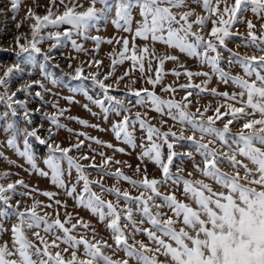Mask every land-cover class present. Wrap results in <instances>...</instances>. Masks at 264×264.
Here are the masks:
<instances>
[{
    "label": "snow or ice",
    "instance_id": "6c2138e0",
    "mask_svg": "<svg viewBox=\"0 0 264 264\" xmlns=\"http://www.w3.org/2000/svg\"><path fill=\"white\" fill-rule=\"evenodd\" d=\"M194 3L200 4L205 15H196L194 20L189 18L194 15L193 11H184L179 13L173 12L174 8L186 6V0H90L89 6L82 11L83 4H77L76 0H59V4L64 6L62 13L54 12L53 7L56 6L57 0H50L45 15H37L31 7L28 8L25 19L34 21L31 27V40L24 37L25 42L20 43L21 37H16V47L19 49L15 53L18 58L17 63L8 67L3 75L0 76V87L4 89L0 93V103H3L10 110L13 117L17 115V107L24 109V119L27 123H31L30 113L25 108L22 101L14 99L17 92H28L32 87V83L39 84L41 88L44 86L39 81L22 85L16 91L9 92L8 86L14 72L21 71L22 63H34L36 57L43 55L44 60H50L48 55L53 48L57 47L62 39L69 40L75 51H82V45L73 39L75 34L81 38H89L87 33L90 28L97 26V21L107 19L112 10L115 11V18L112 24L117 29H123L125 32L131 31L133 22V10L138 9L139 20H136L135 31L132 35V46L129 48V39L121 38L116 43L122 42V47L117 53L113 50L110 53L112 70L109 71L103 79L99 77V66L102 64L100 60H90L89 66L95 65L96 72L83 75V65H78L74 69V75H70L74 80L91 79L94 85H97L103 93L102 98H93L86 91L83 94L94 105L98 106L103 113V119L108 120L110 111L115 112L117 116L121 112L129 113L130 109L125 107L124 101L117 99L109 94L112 85L106 84L112 75L117 64H122L125 60H130L132 70H138L143 77L145 74V60H147V72L152 73V64L155 61V78L148 75L146 83L152 85L153 88L162 81L163 65L166 61H176L178 57L171 54H158L155 47L149 48L148 43L138 47L135 43L139 38L152 45L160 43L168 48L178 49L181 53L188 57H195L201 63L207 64L218 79L228 84L236 86L239 91H233L231 94L227 91L217 92L215 88L210 90L211 94L216 97H223L225 103L218 104L214 109L213 115L205 114L210 110V106H206L203 111L197 108L196 111H188L191 101L190 97L193 93L187 91L181 102L175 99H162L156 95L154 91L147 88L133 90L129 86L130 94L136 97L135 104L141 107H149L161 115H167L174 122L182 125L181 132L169 129L166 132L160 131L159 128L148 123L145 119L146 113H135V121L139 123L142 131L146 135L140 143L141 152L138 159L147 158L153 162L160 170L163 180L148 178L147 175L137 181L130 179L119 169L115 171H104L101 173V179L89 180L85 174V167L107 166L112 157H105L101 152L99 155L103 157L102 164L95 163L87 166L80 164L76 158L69 155L75 148L79 149L84 141L78 140L77 143L68 147H62L59 143L51 142V137L55 135L52 129H49V137L42 139L37 135V130L29 131L27 128L23 130V150L17 147V138L21 135V130L16 127L14 122L7 123L3 131L8 135L6 144L9 149L15 150L16 154L25 159L35 173L42 177H50V181L58 188H64L66 195L72 197L78 207L89 210L94 216H98L101 223H105V227L111 233L115 248L107 241L96 239L95 229L92 230V239H86L84 235L79 237L72 233L78 226L85 229L89 228V224L83 219H77L76 223L69 224L71 214H66L64 221L59 218L49 222L48 214L39 215V201H34L29 207L20 208V201H16V205L11 204L12 196L17 186L27 188L28 185L22 179H17L7 185L0 183V233L8 232L9 229L4 227L3 220L10 215L16 218L10 228L11 247L9 242L5 241L0 244V264H129L134 261L135 264H264V24L260 25L261 32L257 35L253 29L256 25L252 20H247V40H244L245 47H255L260 53L259 55H244L232 53L226 48V38L232 35L231 29L239 22L248 11L257 18L264 19V0H193ZM22 0H10L11 9L15 12ZM103 5L97 8L96 4ZM71 4V6H69ZM211 22V29L207 33V39L203 34L204 28ZM61 25L70 27L61 31H47L48 28L58 29ZM194 25L196 30H193ZM20 27L19 24L16 25ZM96 41V48H99L101 39L97 36L90 37ZM44 40L53 41L47 52H42L38 46ZM112 44L113 40L104 41ZM224 48L230 52L229 64H237L242 69L241 74H230L220 68L221 52L219 49ZM41 72L43 73L44 65L41 64ZM59 67V65H56ZM71 68V64H69ZM179 67L183 68V65ZM172 75L179 77L181 74L186 76L189 83L180 84L179 88L206 90L210 74L208 72H192L187 69L181 73L172 70ZM46 78L56 86L58 80L52 78L51 73H45ZM129 72L125 71L123 76L117 78V83ZM204 76L206 79L202 84L191 83L193 76ZM254 76V78H253ZM135 83V81H133ZM166 92H175L176 89L167 85L161 89ZM73 91H83V89H73ZM143 94V95H142ZM198 94V93H197ZM37 97H41L40 92H36ZM246 97V98H245ZM69 103L74 102L72 97H66ZM107 105L106 106V103ZM239 104L240 106H235ZM88 109V105H84ZM225 108L226 111H221ZM249 109L251 111H249ZM90 110V109H89ZM39 111V109H37ZM66 110H60V115ZM259 118H251L256 115ZM9 112L3 114V118L7 120ZM96 115V113H93ZM51 124L56 128H65L71 132L65 125L60 124L57 115L47 117ZM222 128L214 127L217 121L224 120ZM83 126H89L87 121L78 117H72ZM241 123L239 131L231 134L230 125L234 122ZM130 117L123 115L122 119L113 121L110 131L115 138L128 146L137 147L133 131L129 130ZM191 127L193 135L187 136L196 149V152L203 160V166L193 164L196 173H199L204 179L192 180L184 178L180 175L183 168L177 169V174L173 176L170 166L173 164L174 157L177 155L173 151V143L168 138L171 136L173 140L184 139L183 126ZM99 129V125H90ZM259 126V127H257ZM104 131V129H100ZM199 132V139L196 133ZM77 136H85V139L93 140L97 144L103 143L95 137H88L86 133H77ZM29 137H35L40 144H45L49 150V154L43 163L49 171L41 170L37 167L36 160L29 148ZM207 142L205 143V138ZM157 141H162L159 143ZM219 142L220 148L214 145ZM167 145L168 154L166 160L162 155V146ZM113 148L111 143L105 145ZM227 151H223V148ZM115 151L124 152L123 148H115ZM59 153V155H57ZM3 154L0 153V156ZM189 159L192 158L191 153L185 154ZM243 157L248 163L238 159ZM7 159V157H4ZM79 159L87 160L88 156H82ZM91 159H95L92 157ZM67 161L68 175L74 168L77 173V182L68 186L63 179L65 169L63 162ZM120 163V161H115ZM227 163L232 169L231 173L224 172L221 165ZM249 164L252 167H249ZM243 169V175H241ZM136 171H140L137 165ZM146 171V170H145ZM8 172H0V180L7 178ZM192 172L188 173L191 177ZM104 176H111L117 179H123L132 184L133 187L141 189L139 195L131 196L128 191H121L117 186L104 188L102 179ZM211 181L219 186L220 190L215 191L210 183ZM171 181L173 186L177 188L182 185V195L186 198L181 200L177 198L175 191L163 194L159 191L162 183ZM82 182L80 191H77V185ZM92 185H97L101 194H97L92 190ZM36 191V189H33ZM112 194L117 197V203L106 201L102 198V194ZM50 200L55 197V193L45 191L42 193ZM21 195H28L22 193ZM120 198H123L124 206L119 205ZM160 199V203H156V199ZM134 202L137 206V212L142 217L137 223L134 219V213L129 206V202ZM57 205H62L60 200H55ZM51 207V204L46 205ZM168 212H165L164 209ZM11 210L9 212L8 210ZM123 213V215H122ZM123 221V227L121 226ZM147 222L150 227H143ZM177 225L179 227L177 228ZM37 229L33 232L35 240H29L27 230ZM131 229V231H127ZM42 230L45 235L40 234ZM54 230H58L63 235H55ZM142 233L147 237L148 243L143 240H135V235ZM48 234L53 235L51 241L45 237ZM131 237L132 242H129ZM66 245L62 251L51 249L60 248V244ZM80 246L83 247V258L78 253ZM105 249L116 251L122 250L125 254L123 259H113L112 256L106 254ZM68 258L62 253H69ZM163 257V260L160 258Z\"/></svg>",
    "mask_w": 264,
    "mask_h": 264
},
{
    "label": "rangeland",
    "instance_id": "374dc122",
    "mask_svg": "<svg viewBox=\"0 0 264 264\" xmlns=\"http://www.w3.org/2000/svg\"><path fill=\"white\" fill-rule=\"evenodd\" d=\"M67 3L68 0H65ZM90 0H76L77 4H83V8H78V11L84 10L89 6ZM112 0H109L111 3ZM50 5V0H22L18 9L14 12L11 9L10 0H0V76L3 75V72L13 64L17 63L18 58L15 56V53L19 51L16 47V37L20 36V43L23 44L25 42L24 37H27L31 40V27L30 25L34 23V21L30 19H25L27 10L29 7L33 9L35 14L37 15H45L47 12V7ZM71 6V4H69ZM96 7L102 8L103 5L100 3L96 4ZM193 11L194 15L189 19L194 20L196 15H205V12L200 4L194 3L193 0H186V6L181 8H174L173 12L177 13V18H179V13L184 11ZM54 12L62 13L64 11V6L59 4V0H57L56 6L53 7ZM133 22L131 25V31L125 32L123 29H117L113 24L112 20L115 18V11L112 10L111 14L108 15L107 19H102L97 21V26L94 28H90L87 36L89 38H81L73 35V39L77 40V43L82 45V51H75L71 46V42L66 39H62L61 43L52 49L48 55L51 57L50 60L45 61L43 55H39L36 57L34 63H22L20 65L21 71L14 72L12 78L10 80L8 90L9 92L16 91L17 88L22 85L32 83L34 81H39L44 87L41 88L39 84L32 83V87L28 90V92H17L16 97L14 99L24 102L25 108L30 113L31 123H27L24 119V109L17 107V115L13 117L10 113V110L3 103H0V153L3 155L0 156V172H8L9 175L7 178L0 180V183L7 185L10 182H14L17 179H22L25 184L28 185L27 188L22 186H17L15 193L12 196L11 204L13 206L16 205V201H20V208L23 209L26 206H31L34 201H39L40 206L37 211L39 215L48 214L47 219L49 222L56 219L57 213H59V218L61 221H64L66 218V214H71V220L67 227H70L71 224L76 223L77 219H83V221L89 224V228L85 229L83 227L78 226L77 229L72 233L73 235L80 236L84 235L86 239L91 240L92 230L95 229L96 239L107 241L109 244L113 245V249L115 248L114 241L111 238V233L105 227V223H101L98 219V216H94L89 210L78 207L76 201L66 195L64 188H58L53 185L50 181V177H42L35 173V171L31 168V166L26 163L25 159L18 156L13 149H9L6 144V140L10 133H5L3 131L4 126L9 122H14L16 127L21 130L20 137L17 138V147L23 150V130L27 128L29 131L32 129L37 130V135L42 139H47L49 137V129L55 133L54 136L51 137V142L59 143L62 147H68L71 144L77 143L78 140H83L84 143L79 149H73L69 155L76 158L77 161L82 165H89L95 163L96 165H101L103 157L99 155V153L103 152L105 157H112V161L103 168L96 167H85V174L88 176L89 180H99L101 179V173L104 171H115V169L119 168L124 175H127L132 180H141L145 174L148 178L163 180V176L161 174V170L147 158L141 160L138 159L139 154L141 152L140 143L142 138L146 135L145 131H142L139 127V123L135 121V113L140 112L142 114L146 113L145 119L151 125L159 128L160 131L166 132L169 129L177 132L179 135L181 132L182 125L174 122L167 115H161L155 111L150 110L149 107H141L135 104L136 97L130 94L128 87L131 89H142L147 88L150 91H154L156 95L160 96L162 99H175L177 102H181L183 97H185L187 91H191L193 94L188 97L189 101H191L190 107L188 111L195 112L197 108H200L201 111L206 106H210V110L205 114V121L207 116L213 115L214 109L218 104L225 103L223 97L213 96L210 92L212 88H215L217 92H229L230 94L233 91H239L236 86L232 85L231 82L228 84L222 83L216 73L204 63H201L199 59L195 57H188L186 54L181 53L178 49L168 48L166 45L156 43L152 45L151 42L143 41L139 38L136 39L135 43L138 47L144 46L145 43H148L149 48L151 49L153 46L156 49L158 54H171L178 57L176 61H166L163 65V76L161 83L157 84L155 88L152 85L146 83V78L148 75H152L155 78V67L156 62L154 61L152 64L153 71L152 73L147 72V60H145V74L142 77L141 73L138 70V66L136 70H132V64L130 60H125L122 64H117L113 71V75L105 81L106 84L112 85V88L109 89V94L116 97L117 99H121L124 101L125 107L130 109L129 113L121 112L120 116H117L115 112L110 111L108 114V120L105 121L103 119V113L100 108L94 104H92L87 97L83 94L84 91L88 93V95L95 98H102L103 93L99 89L97 85H94L91 79L88 80H74L70 78V75H74V69L78 65H83V75H88L91 72H96L97 67L95 65L89 66L90 60H100L102 64L99 66V77L103 79V77L112 70L110 53L115 50L117 53L120 51L122 47V42L120 44L116 43L117 40L121 38L129 39V48L132 46V35L135 31L136 20H139L140 17L138 15V9L133 10ZM252 20V22L256 25V28L253 31L259 35L261 32L260 25L264 24V19H257L251 11H248L242 17V22L237 23L232 29V35L226 38V48L230 49L232 53H239L241 56L244 55H259L260 53L255 49V47H245L243 41L247 40V25L246 21ZM19 24L20 27L17 28L16 25ZM211 22L208 23L207 27L204 28L203 34L205 39H207V33L211 29ZM68 25H61L58 29L48 28L47 31H61L63 32L65 28H68ZM193 30H196V26L194 25ZM97 36L101 39V43L99 48H96V41L92 40L90 37ZM108 39H112L113 43L108 44L104 41ZM53 41L44 40L38 46L42 49V52H47L50 45ZM221 52V60L219 63L220 68L224 71L229 72L230 74H243L242 69L237 64H229V56L230 52L225 50L224 48L219 49ZM41 64L44 65V72H41ZM71 64V68L69 67ZM59 65V67H56ZM183 65L184 67H179ZM180 71L183 73L185 69L192 72H208L210 74V79L204 76H193L191 83L193 84H202L206 79H208V83L206 86V90L200 91L199 89H180V84L189 83V80L186 76L181 74L179 77L172 75V70ZM125 71L129 72L128 76H125L122 80H119L117 83V78L123 76ZM45 73H51L52 78L58 80V85L54 86L51 83V80L46 78ZM254 78V76H253ZM135 81V83H133ZM167 85L173 86L176 91L175 92H166L161 89ZM73 89H83V91H73ZM4 89L0 87V93H2ZM36 92L41 93V97H37L35 95ZM198 93V94H197ZM143 95V94H142ZM66 97H72L74 102L69 103ZM246 98V97H245ZM106 106L107 105V102ZM84 105H88V109H85ZM235 106L239 107V104ZM39 109V111H37ZM90 109V110H89ZM60 110H66L63 112V115H60ZM8 111L9 115L7 120L3 118V114ZM221 111H226L225 108H221ZM249 111H251L249 109ZM96 113V115H93ZM129 115L130 124L129 130L133 131V135L135 138V142L137 147L132 148L127 144L123 143L122 140L118 141L114 134L109 130L113 121H117L122 119L123 115ZM52 115H57L58 121L60 124L66 126L67 129H71L72 131H66L65 128H56L51 124L50 120L47 118ZM72 117H78L87 121L89 126H83L77 122V120L72 119ZM251 118H259L257 114ZM226 122V118L221 121H217L214 127L222 128L223 123ZM240 123L234 122L230 125L231 135L237 133L241 126ZM90 125H99L100 128H93ZM259 127V126H257ZM100 129H104L101 131ZM77 133H86L88 137H95L102 141L103 143L97 144L93 140L85 139V136H77ZM193 135L191 127L188 125L183 126V136L184 139L173 140L170 136L168 138L170 143H173V151L177 153L174 157L173 164L170 166V171L175 176L177 174L178 168H183V172L180 173L184 178H190L192 180L196 179H204L199 173L195 172L193 164H200L203 166V160L201 156L196 152L195 146L186 139L187 136ZM197 139H199V132L196 133ZM29 148L32 154L35 157L37 167L41 170L49 171L45 164L43 163L44 159L49 154V150L45 144H40L35 137H29ZM207 137L204 142H207ZM162 143V141H157ZM107 143H111L114 147L108 148L105 145ZM215 147L220 148L221 145L217 142ZM115 148H123L124 152L115 151ZM223 151H227V148H223ZM191 153L192 158L189 159L185 154ZM168 154L167 145L162 146V155L166 160ZM59 155V153H57ZM88 156L89 159L81 160L79 159L82 156ZM4 157H7L5 159ZM95 157V159H91ZM238 159L243 160L245 163H248L243 157H238ZM115 161H120V163H115ZM137 165L140 166V171L137 172ZM222 170L224 172L231 173L232 169L228 166L227 163L221 165ZM249 167H252L249 164ZM63 168L65 169L64 177L66 184L71 186V184H75L77 182V173L73 168L71 170V175H68V165L67 161L63 162ZM146 170V171H145ZM241 175H243V169L240 170ZM192 172L193 175L191 177L188 176V173ZM102 184L104 188H109L112 186H117L121 189V191H128L131 196L139 195L141 189L137 187H133L132 184L124 181L123 179H117L111 176H104L102 179ZM206 183H210L215 191H219L220 188L215 183L205 180ZM82 187V182L77 185V191H80ZM36 189V191H33ZM92 190L97 194H101V190L97 185H92ZM48 191L55 193V197L53 199H49L44 196L42 193ZM159 191L163 194H166L171 191H175L177 198L181 200H185L186 198L182 195V185L178 188L173 186L171 181L166 183H162L159 186ZM22 193H28V195H21ZM102 198L106 201H112L114 204L117 203V197L112 194L104 193L102 194ZM55 200H60L62 205H57ZM160 199H156V203H160ZM187 202V201H186ZM51 204V207H46V205ZM119 205L122 208L124 206L123 198H120ZM129 206L132 208L134 213V219L138 223L141 220V216L139 212H137V206L134 202H129ZM11 212V210H8ZM165 212L168 210L165 208ZM171 215L170 212H168ZM123 215V213H122ZM16 218L14 216H9L8 218L3 220L4 227L9 229L8 232L0 233V244H3L5 241L9 242V247H11V233L10 228L13 223H16ZM121 226L123 227V221ZM143 227H150V225L145 222ZM179 225H177V228ZM37 231V229L33 228L31 230H27L26 235L29 240H33L35 243L39 244V241L35 240L33 237V232ZM127 231H131L128 229ZM55 235H63L62 232L58 230H54ZM40 234L42 236L45 233L40 230ZM47 240L51 241L53 239L52 234H48L45 237ZM135 240H143L145 243H148L147 237L142 233H138L135 235ZM129 242L131 243V237L129 238ZM66 247L64 244H60V248H53L51 251L54 253L55 251H62L63 248ZM106 254L112 256L113 259H123L125 258V254L122 250L116 251L113 254L112 250L105 249ZM83 247L80 246V251L78 255L83 258ZM65 258H68L69 253H62ZM163 260V257L160 258ZM129 264H135L134 261H129Z\"/></svg>",
    "mask_w": 264,
    "mask_h": 264
}]
</instances>
